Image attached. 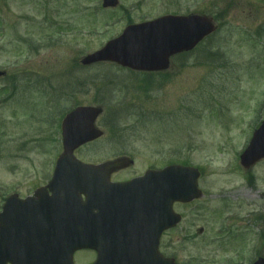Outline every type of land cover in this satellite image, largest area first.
<instances>
[{
    "label": "rangeland",
    "instance_id": "374dc122",
    "mask_svg": "<svg viewBox=\"0 0 264 264\" xmlns=\"http://www.w3.org/2000/svg\"><path fill=\"white\" fill-rule=\"evenodd\" d=\"M117 1L103 8L101 0H0V64L20 70L22 98L0 166L15 157L21 172L44 171L61 151L64 110L100 106L95 125L103 134L75 151L81 161L127 155L135 160L129 171L170 163L200 170L203 196L177 206L194 240L181 241L179 228L168 232L166 257L252 264L264 257V160L244 170L239 156L264 119V0ZM191 12L212 17L217 30L164 74L78 63L129 23ZM13 99L0 117L13 115ZM223 229L234 233L219 235Z\"/></svg>",
    "mask_w": 264,
    "mask_h": 264
},
{
    "label": "flooded vegetation",
    "instance_id": "af4514ba",
    "mask_svg": "<svg viewBox=\"0 0 264 264\" xmlns=\"http://www.w3.org/2000/svg\"><path fill=\"white\" fill-rule=\"evenodd\" d=\"M178 56L170 57L168 70ZM7 69L2 62L0 109L13 98L17 102L13 115L0 117V161L4 159L6 138H11L9 130L19 125L16 113L22 100L17 97L21 94L17 84L20 70L12 73ZM142 75L145 78V72ZM25 78L31 82L30 77ZM56 158L51 156L47 168L40 172L19 171L15 157L0 166V264H145V170L129 171L134 161L122 170L93 173L97 180L92 190L75 197L71 206L64 192L65 181L54 180ZM185 205L191 203L173 205L182 220L161 233L157 249L163 255L168 232L179 228L181 241L194 240L177 209ZM229 231L234 233L223 229L219 235ZM197 232L202 236L205 229L200 227ZM71 239L80 246H71Z\"/></svg>",
    "mask_w": 264,
    "mask_h": 264
},
{
    "label": "water",
    "instance_id": "95a60500",
    "mask_svg": "<svg viewBox=\"0 0 264 264\" xmlns=\"http://www.w3.org/2000/svg\"><path fill=\"white\" fill-rule=\"evenodd\" d=\"M116 0H104V6H114ZM214 27L205 16L167 15L153 21L130 25L122 34L109 41L104 48L83 58L82 63L89 64L99 60H112L134 69H164L171 54L188 51L209 35ZM100 112L93 107L77 108L66 115L63 124V156L71 164L78 163L72 150L79 144L97 138L100 132L93 127V121ZM264 157V123L255 132L241 163L249 166ZM131 160L123 157L104 164V170H115L127 166ZM59 164V163H58ZM81 164V163H80ZM82 165V164H81ZM60 169V168H59ZM58 169V170H59ZM69 168L68 171H72ZM97 166L85 165L79 171L94 172ZM194 169L181 166H168L162 170H149L145 173V264H174L173 260L161 257L157 253L160 233L176 225L179 216L174 214L171 205L174 201H189L200 195L196 188ZM92 178H87L91 180ZM80 190V189H79ZM255 264H264L259 259Z\"/></svg>",
    "mask_w": 264,
    "mask_h": 264
}]
</instances>
